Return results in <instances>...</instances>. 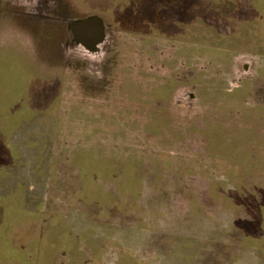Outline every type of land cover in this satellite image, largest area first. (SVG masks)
Masks as SVG:
<instances>
[{
  "label": "rangeland",
  "instance_id": "374dc122",
  "mask_svg": "<svg viewBox=\"0 0 264 264\" xmlns=\"http://www.w3.org/2000/svg\"><path fill=\"white\" fill-rule=\"evenodd\" d=\"M7 2L22 41H0V264L264 257L232 230L264 199V0ZM97 13L113 27L97 52L63 53V20ZM175 64L180 82L154 80Z\"/></svg>",
  "mask_w": 264,
  "mask_h": 264
},
{
  "label": "flooded vegetation",
  "instance_id": "af4514ba",
  "mask_svg": "<svg viewBox=\"0 0 264 264\" xmlns=\"http://www.w3.org/2000/svg\"><path fill=\"white\" fill-rule=\"evenodd\" d=\"M5 5L6 6L2 7L1 9H2V13H4L6 16H9L8 19L10 18V20H11L13 17L17 16V12H15L13 14L10 13L9 8H11V6H8V4H5ZM21 14L23 16H26L25 18L30 19V20H34V18H36L35 20H37V21L39 20L41 22H44L46 20L41 15H39L38 17H37V15L32 16L33 13L32 14H30V13L26 14L25 13L26 14L25 15L24 9L21 10ZM13 20L17 21V19H13ZM106 25L109 27H112L111 24H106L105 18L102 17L101 15H99L98 13L94 14L92 16H87V15L79 16L78 15V17H74V18L71 16L67 17L66 20H63V27H62V29H63V39H62L63 40L62 41L63 42L62 43L63 53H75V51L73 52L71 50L75 49L78 46H82V47L84 46V47L88 48L91 52L96 53L97 48L107 40V27H106ZM167 38H169V37H167ZM172 40L174 41V39H172ZM69 48H71V49H69ZM182 57L188 58L187 56H184V55ZM184 64L190 65L191 62L186 60V61H184ZM225 67L226 68L224 70H221V71H223L224 74L226 73V70L228 69L227 65ZM154 68L151 67L150 70L151 69L154 70ZM176 68H177V65L175 64L172 67V69L169 71L170 73L167 72L168 76H166V77L158 78L159 74L156 73L157 77L155 76L154 80H155V78L158 80L162 79V81H163V79H165L163 82L164 85L166 84V82L169 78L172 79L174 82L175 81L180 82V80L178 79V76H177V72H175ZM163 74H164V72H163ZM167 77H169V78H167ZM162 81H161V83H162ZM176 89H177V87H175L174 89L172 88L171 96Z\"/></svg>",
  "mask_w": 264,
  "mask_h": 264
},
{
  "label": "trees",
  "instance_id": "16d2710c",
  "mask_svg": "<svg viewBox=\"0 0 264 264\" xmlns=\"http://www.w3.org/2000/svg\"><path fill=\"white\" fill-rule=\"evenodd\" d=\"M16 150V152H20L18 149H15ZM7 152H5V154H6ZM4 154V153H3ZM9 153H7L6 155H8ZM20 154H21V152H20ZM11 155V154H10ZM1 157H4V155H2V153L0 154V158ZM10 157V156H9ZM12 157V156H11ZM22 157V156H21ZM12 159H13V157H12ZM19 159H18V157H17V153H16V160H14V161H11L10 163H11V165L14 163V162H17ZM2 170L0 169V172H1ZM171 180V179H170ZM169 180V181H170ZM158 183V182H157ZM211 187H212V185H211ZM219 188V187H218ZM211 190V189H210ZM256 190H258L257 188H256ZM222 190L221 189H219V193H217L216 195L218 196V195H220V198H221V200H219V199H217L218 201H220V202H223V201H225L226 202V197L227 198H229V199H236V195H232V194H228L227 193V191L226 192H221ZM211 192V191H210ZM221 193V194H220ZM211 194H213L212 192H211ZM214 196V195H213ZM259 200L261 201V204H260V206H259V210H253L254 211V216H252L251 214L250 215H248L247 217H243V213L241 212V213H239V217H241L242 218V220L244 221V226H243V229H239L241 226H237L238 228H235L236 226V224H237V222H238V220H240V219H236L235 218V221H234V224H233V227H232V230L234 231V238H235V241L236 242H232L233 244H236V245H238V244H242V243H244L243 242V240H246V241H254V238H256V237H260V238H262V234H264L263 233V231H262V224H259V221L261 220V218H262V216L264 215V199H261V198H259ZM214 200L212 199V202H213ZM251 207V206H250ZM3 207L0 205V210L2 209ZM202 212H203V214L205 215V218H211V216H209V214H207V211L205 210V209H203L202 211H201V213H199L198 212V215H201L202 214ZM210 212V211H209ZM215 212V211H214ZM214 216V214H212V217ZM234 216H235V213H234ZM208 220V219H207ZM250 228V229H249ZM259 229V231H258V229ZM251 229H253V230H251ZM227 235H228V237H227ZM226 235V242L228 243V240H227V238H230L231 240H233V238H232V235H231V231L228 233ZM254 237V238H253ZM209 238V237H208ZM207 238V239H208ZM209 240H211L210 238H209ZM259 240V239H258ZM227 243H225V244H227ZM222 244H224V243H222ZM218 247V246H217ZM228 247H227V245H220L219 247H218V251L220 252V255H223V254H225L227 251H228ZM18 249H13V251L14 252H19V251H17ZM228 255H229V252H228ZM220 258H224V257H220Z\"/></svg>",
  "mask_w": 264,
  "mask_h": 264
},
{
  "label": "crops",
  "instance_id": "0c3cea01",
  "mask_svg": "<svg viewBox=\"0 0 264 264\" xmlns=\"http://www.w3.org/2000/svg\"><path fill=\"white\" fill-rule=\"evenodd\" d=\"M2 3V4H1ZM5 4H8V2H7V0H3L2 2H0V41H3L2 40V38H5V40H12L11 42H14V41H17V36H19V39H21L22 38V36H21V33H19L17 30H16V26H15V24L13 23L12 24V26L10 27L9 25H10V23H11V21H9V19H7L6 20V22L8 23V26H9V28H8V26H3L2 25V18L5 16V14L4 13H2V7H4V6H6ZM12 21H14V22H16L17 23V21L16 20H12ZM3 24H4V22H3ZM18 26V25H17ZM6 28H8V30L6 29ZM19 28V27H18ZM10 30L12 31V32H10ZM19 30L21 31V29L19 28ZM11 35H10V34ZM21 41H22V39H21ZM26 42V41H25ZM33 45L34 44H32V51H33ZM261 70V69H260ZM234 215H232V218H233V220L235 221V219H234ZM232 220V222H233V224H234V221ZM259 224H262V231H263V233H264V215L262 216V218H261V220L259 221ZM233 226V225H232ZM258 229V228H257ZM258 231H259V229H258ZM263 236H264V234H262ZM254 238V237H253ZM259 239V240H258ZM254 240H258V241H261L262 243H261V245H260V247H262L261 249H264V241H263V239L262 238H260V237H256V238H254ZM250 246H252V245H254V243H251V244H249ZM248 247V246H246V249H248V252L247 253H243L242 254V256H241V258H240V260H238L237 262H236V264H264V257H263V255H260V256H262V257H260L259 256V251L260 250H256V248H254V247ZM250 253H257L258 254V256L259 257H257L256 259H251V258H249V257H247L248 256V254H250ZM193 260H195V259H193ZM189 262V261H188ZM192 263H193V261H192ZM219 263L220 264H222L221 263V261H219ZM190 264V263H189Z\"/></svg>",
  "mask_w": 264,
  "mask_h": 264
}]
</instances>
